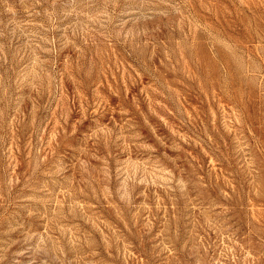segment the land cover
<instances>
[{"label":"rangeland","instance_id":"obj_1","mask_svg":"<svg viewBox=\"0 0 264 264\" xmlns=\"http://www.w3.org/2000/svg\"><path fill=\"white\" fill-rule=\"evenodd\" d=\"M0 264H264V0H0Z\"/></svg>","mask_w":264,"mask_h":264}]
</instances>
